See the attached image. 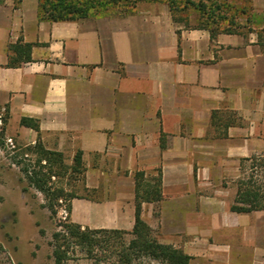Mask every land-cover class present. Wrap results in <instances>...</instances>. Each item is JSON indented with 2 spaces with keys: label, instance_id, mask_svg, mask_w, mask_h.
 Here are the masks:
<instances>
[{
  "label": "crops",
  "instance_id": "0c3cea01",
  "mask_svg": "<svg viewBox=\"0 0 264 264\" xmlns=\"http://www.w3.org/2000/svg\"><path fill=\"white\" fill-rule=\"evenodd\" d=\"M0 108L16 141L80 152L72 223L131 231L134 173L159 172V198L140 204L159 242L187 264H264V210L230 209L241 159L264 151L257 31L211 36L161 1L49 20L38 0H0Z\"/></svg>",
  "mask_w": 264,
  "mask_h": 264
},
{
  "label": "rangeland",
  "instance_id": "374dc122",
  "mask_svg": "<svg viewBox=\"0 0 264 264\" xmlns=\"http://www.w3.org/2000/svg\"><path fill=\"white\" fill-rule=\"evenodd\" d=\"M201 1L209 6L207 24L211 28L259 31L264 25V0ZM184 12L188 17L186 25L197 26L205 21L201 12L192 7ZM191 15L192 20L189 19ZM0 109V264H52V233L62 222L57 216L59 200L67 205L72 196H83L85 193L79 183L83 176L70 169L72 162H67L64 156L60 166L55 162L49 169L45 160H39L36 143L24 144L7 136L2 129L5 111ZM33 171L45 181L44 187L55 191V198L47 197L29 183ZM155 178L151 182L144 178L142 182L151 186ZM51 203L52 208L49 207ZM131 237L122 234L119 239L110 234L105 236L103 247H95L92 251H87L85 245L73 238L65 237L67 263L114 264L121 241L127 243ZM138 260L147 261L144 257Z\"/></svg>",
  "mask_w": 264,
  "mask_h": 264
},
{
  "label": "trees",
  "instance_id": "16d2710c",
  "mask_svg": "<svg viewBox=\"0 0 264 264\" xmlns=\"http://www.w3.org/2000/svg\"><path fill=\"white\" fill-rule=\"evenodd\" d=\"M20 0H13L17 5ZM142 0H38V15L40 18L49 20L74 19L94 13H119L126 14L131 12L136 4ZM165 2L175 18V20L188 22L185 9L192 7L194 10L201 12L204 20L197 26L205 27L210 31L212 36L217 31H234L230 28H211L209 21V6L199 0H149ZM184 13V14H183ZM258 43L264 52V25L261 30L257 31ZM7 120V112L2 117V129ZM20 124L38 130L37 122L32 118L22 117ZM39 148V160L43 159L50 169V165L62 161V153L46 149L38 141L35 142ZM70 169L74 172L81 173L83 176V167L81 164L80 152H76L72 159ZM242 174L236 180V193L230 209L236 212H250L264 210V151L253 154L241 159ZM244 173H246L244 175ZM135 179V212L134 225L131 231L119 229H90L81 228L79 225L72 223L67 218L66 221L60 222L56 230L52 233V264H68L67 250L64 248V238L71 237L79 244H83L87 251H92L95 247H103L102 242H106L105 236L115 235L119 239L122 234H130L132 237L127 243L121 241V245L116 249V262L114 264H187L189 255L182 250L169 244L161 243L157 240L154 230L140 218V204L142 201L157 200L159 192V172L157 173L155 183L151 186L143 184V173L136 171ZM29 183L44 192L47 197L55 198V191H50L44 187L45 181L37 176V172H31L28 178ZM142 189V191H140ZM73 197V196H72ZM71 197V198H72ZM52 203L49 207L52 208ZM67 208L70 204L67 202ZM101 236V237H99ZM104 249V248H103ZM140 257L147 259L146 262L139 261ZM135 260L137 262H135ZM18 264V263H16Z\"/></svg>",
  "mask_w": 264,
  "mask_h": 264
},
{
  "label": "built area",
  "instance_id": "2783aa9c",
  "mask_svg": "<svg viewBox=\"0 0 264 264\" xmlns=\"http://www.w3.org/2000/svg\"><path fill=\"white\" fill-rule=\"evenodd\" d=\"M0 111H1V109H0ZM0 120H1V113H0ZM59 202H60V204L58 207L57 216H58L59 221L64 222L68 218L69 210L67 208V205L64 202H62L61 200H59Z\"/></svg>",
  "mask_w": 264,
  "mask_h": 264
}]
</instances>
